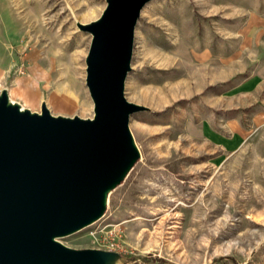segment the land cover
<instances>
[{"label":"rangeland","instance_id":"374dc122","mask_svg":"<svg viewBox=\"0 0 264 264\" xmlns=\"http://www.w3.org/2000/svg\"><path fill=\"white\" fill-rule=\"evenodd\" d=\"M105 0H0V90L91 117L85 57ZM141 156L75 248L173 264H264V0H151L135 26Z\"/></svg>","mask_w":264,"mask_h":264},{"label":"water","instance_id":"95a60500","mask_svg":"<svg viewBox=\"0 0 264 264\" xmlns=\"http://www.w3.org/2000/svg\"><path fill=\"white\" fill-rule=\"evenodd\" d=\"M77 27L91 35L85 84L91 117L33 111L0 90V264H126L119 252L62 238L99 220L141 153L129 126L148 107L125 96L135 26L151 0H105Z\"/></svg>","mask_w":264,"mask_h":264},{"label":"trees","instance_id":"16d2710c","mask_svg":"<svg viewBox=\"0 0 264 264\" xmlns=\"http://www.w3.org/2000/svg\"><path fill=\"white\" fill-rule=\"evenodd\" d=\"M122 255L126 258V264H173L164 259L152 258L151 255H144V256H135L131 254H122Z\"/></svg>","mask_w":264,"mask_h":264}]
</instances>
